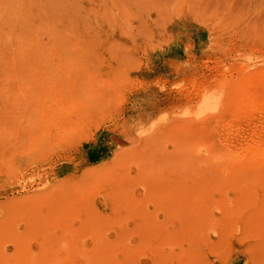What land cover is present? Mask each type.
Listing matches in <instances>:
<instances>
[{
  "label": "rangeland",
  "instance_id": "rangeland-1",
  "mask_svg": "<svg viewBox=\"0 0 264 264\" xmlns=\"http://www.w3.org/2000/svg\"><path fill=\"white\" fill-rule=\"evenodd\" d=\"M262 146L264 0H0V264H264Z\"/></svg>",
  "mask_w": 264,
  "mask_h": 264
},
{
  "label": "bare ground",
  "instance_id": "bare-ground-1",
  "mask_svg": "<svg viewBox=\"0 0 264 264\" xmlns=\"http://www.w3.org/2000/svg\"><path fill=\"white\" fill-rule=\"evenodd\" d=\"M255 136H256V135H255ZM246 145H247V143H246ZM251 146H254V145H251ZM257 146H258V145H257ZM245 147H247V146H245ZM253 148H254V150L256 149L255 147H253ZM261 148H262V150H263V149H264V146H262ZM245 149H246V148H245ZM252 152H253V151H252ZM255 152H259V150H258V151H255ZM255 152H254V153H255ZM263 152H264V150H263ZM263 152H260V153L262 154ZM253 155H254V154H253ZM257 156L259 157V156H261V155L258 153V155L256 154V157H257Z\"/></svg>",
  "mask_w": 264,
  "mask_h": 264
}]
</instances>
